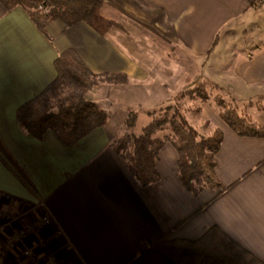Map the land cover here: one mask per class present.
<instances>
[{"label":"crops","instance_id":"0c3cea01","mask_svg":"<svg viewBox=\"0 0 264 264\" xmlns=\"http://www.w3.org/2000/svg\"><path fill=\"white\" fill-rule=\"evenodd\" d=\"M249 26L257 30L237 46ZM218 46L219 62L211 59ZM71 49L93 74L129 83L86 95L110 115L105 126L72 145L53 131L39 140L18 113L57 79L56 60ZM198 79L264 128V0H102L95 23L57 20L45 31L23 8L0 2V209L11 217L0 220V264H48L51 255L65 264H176L155 245L198 240L211 228L264 264V139L239 136L202 103L203 127L224 139L216 156L222 188L199 196L181 183L172 144L157 162L160 181L148 187L114 150L133 130L131 113L139 119L171 104ZM43 216L51 224L39 227ZM21 230L30 231L25 245L35 258L4 249Z\"/></svg>","mask_w":264,"mask_h":264},{"label":"trees","instance_id":"16d2710c","mask_svg":"<svg viewBox=\"0 0 264 264\" xmlns=\"http://www.w3.org/2000/svg\"><path fill=\"white\" fill-rule=\"evenodd\" d=\"M6 10L18 7L26 10L37 27L45 31L54 21L61 20L68 27L80 23H95L102 0H0ZM217 43L214 44L216 46ZM212 52V50H211ZM57 79L36 99L23 106L18 113L22 127L41 140L48 131L72 145L93 130L107 124L110 115L86 95L101 84L126 85L124 75H95L74 50H67L56 60ZM185 95L204 103L210 100L202 83ZM176 96L174 106L161 115L150 114L152 121L140 133L127 132L114 145L115 152L128 164L131 174L142 187L157 184L161 176L157 170L160 153L167 143L178 153L179 179L194 196L206 189L220 190L216 175V156L223 142V133L215 131L202 136L182 112L179 103L185 97ZM222 120L239 136L264 139V128L219 103ZM137 113H131L126 126L134 129ZM156 248L176 264H263L250 252L211 228L198 240H163Z\"/></svg>","mask_w":264,"mask_h":264},{"label":"rangeland","instance_id":"374dc122","mask_svg":"<svg viewBox=\"0 0 264 264\" xmlns=\"http://www.w3.org/2000/svg\"><path fill=\"white\" fill-rule=\"evenodd\" d=\"M258 21H260V19H258ZM255 30H257V28L255 29V27H252V26L247 27L245 31L243 30L244 32L240 33L242 36L241 39L236 42L237 46H240V47H242V45L244 46L245 42L244 41L242 42V39H246L247 37H251L252 32ZM229 33L234 34L233 30L229 31ZM221 49H224L223 46H221V48H219V46H218L217 50L213 53V55H211L212 60L218 59L217 61L218 62L220 61V59L223 57V55L220 53ZM190 64H191V66L195 65L193 63V59H191ZM203 81L204 80H202V79L201 80L198 79L195 82L189 84L188 87H185L181 90H177L175 92V94H176L175 98H176V96L180 95L181 93H183L185 95V93L188 91V89H190V90L196 89L198 86L196 83L200 82L204 86L205 93L210 97V100L207 103H211L212 109H215L217 112H218V110L222 111L219 108V103L222 102V103H224V106L227 107V109L229 111H235V113L239 115V112L236 111V109L234 108L235 105L232 103V101H230L228 98H226V96H223L219 91H217L215 89V86H208V84L205 81L204 82ZM175 98H174L173 102L169 105H163V106L153 107V108L148 107L149 109L142 110L141 113H139V119L136 123V127L131 132L140 133L141 128L147 126L152 121V116L150 114L156 113L155 117L161 115L162 114L161 112L166 111L167 107L174 106L176 104ZM179 103L183 107L182 112L186 116L189 123L193 127H195L202 136L209 137L215 133V131H211V133L208 134L207 127L204 128L203 123H201L203 121V119H205L204 116L201 115V113H202L201 105L204 102H202L199 99H195V100L193 99L192 100L189 96L185 95V97L183 99H180ZM137 115H138V113H137ZM243 117H245V116L243 115ZM247 119L250 120L249 118H247ZM8 213L9 212H7L3 209H0V215H1L0 220H5V221L7 219L10 220L11 217H9L10 215ZM17 232H19V231H14V232L10 233V235L7 238H5L4 243H3L5 251L15 252V250H11V249L9 250L7 245H8V241L12 237V235H14ZM24 246H25L24 248L28 250V248L25 245V241H24ZM18 252H20V251H18ZM22 255H23L22 257H24V258H29V257L24 256L23 253H22ZM48 257H50V256H48ZM45 261L46 260H44V262ZM48 264H50V263L48 262Z\"/></svg>","mask_w":264,"mask_h":264},{"label":"built area","instance_id":"2783aa9c","mask_svg":"<svg viewBox=\"0 0 264 264\" xmlns=\"http://www.w3.org/2000/svg\"><path fill=\"white\" fill-rule=\"evenodd\" d=\"M1 216V215H0ZM51 224V219L48 216H43L41 220L39 221V227H44L46 225ZM28 233H30L29 230H21L9 239L7 247L9 250H15V251H22L24 256L29 257V258H35L36 254H34L31 250H27L24 248V241L27 238ZM45 259H42L43 261ZM39 261V262H41ZM47 262L50 264H65L56 255H51L50 257L47 258Z\"/></svg>","mask_w":264,"mask_h":264}]
</instances>
